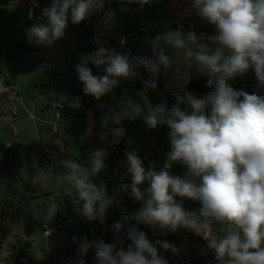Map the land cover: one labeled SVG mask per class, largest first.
Here are the masks:
<instances>
[{
    "label": "clouds",
    "instance_id": "1",
    "mask_svg": "<svg viewBox=\"0 0 264 264\" xmlns=\"http://www.w3.org/2000/svg\"><path fill=\"white\" fill-rule=\"evenodd\" d=\"M104 2L51 0L41 13L46 22L38 21L27 29L28 42L51 46L64 37L69 19L79 24L93 11L102 9ZM192 9L215 27L214 35L169 30L151 39L152 57H130L99 47L82 56L75 66L82 91L96 100L111 93L122 79H135L137 68L146 69L153 79L143 80L144 91L137 94L143 106L131 97L122 98L116 106L119 110L111 108L102 117L101 126L106 128L109 122L121 125L125 119L140 117L152 129L159 125L169 129L170 150L159 171L155 164L146 169L135 150L125 153L131 194L142 207L131 215H122L129 222L126 236L131 243L127 250H116L115 245L99 238L93 242L85 238L79 243L78 256L94 249L97 264H168L146 233L130 224L131 220L170 232L184 228L201 236L207 248L214 251L217 264H264V96L235 90L228 83L254 69L259 84L264 85V0H193ZM164 45L174 50V57L165 54ZM89 62L97 68L104 66V74L94 75ZM173 65L178 76L183 66L195 65L198 73L208 76L207 86L214 91L199 98L186 91L175 93L176 102L171 108L167 102L153 105L147 91L157 88L155 78L161 67ZM180 79L187 82L186 75ZM109 131L116 143L125 135L123 127ZM107 135L102 132L101 140H107ZM106 156L107 151L101 149L89 155L87 165L63 160V173L40 169L32 182L40 184L54 178L69 192L75 189V211L88 221L103 224L106 211L115 201L108 196L105 185L101 182L98 186L92 177L105 168ZM177 162L186 167L183 176L170 174ZM145 183L148 187L142 190L140 186ZM184 198L198 201L199 209L186 210ZM57 211V203L48 204L43 211L34 209L47 223ZM217 225L221 226L219 232ZM123 227L120 222L111 226L117 234ZM156 245L178 252L166 241L157 240ZM76 264L85 261L79 259Z\"/></svg>",
    "mask_w": 264,
    "mask_h": 264
},
{
    "label": "crops",
    "instance_id": "2",
    "mask_svg": "<svg viewBox=\"0 0 264 264\" xmlns=\"http://www.w3.org/2000/svg\"><path fill=\"white\" fill-rule=\"evenodd\" d=\"M192 2L106 0L102 9L93 11L81 23L74 25L69 19L64 37L45 47L30 44L27 29L38 21L46 22L41 13L51 0H0V79L5 88L0 96V238L10 237L19 244L20 238L28 240L40 230L43 235L44 232L50 233L42 236L47 239L46 247L41 246L39 250H29L27 245L24 250L13 245L11 250H5L0 241V264H76L79 259L85 264H97L94 249L78 256L79 243L85 238L89 242L103 239L105 243L115 245L116 250L121 247L127 250L131 243L126 236L129 222H125L122 215L138 211L142 203L131 194L132 180L127 172L125 153L135 150L146 169L155 164L159 171L170 150L169 129L166 125L152 129L140 117L125 119L121 125L109 122L106 128L101 126L102 117L111 108L119 110L116 106L122 98L131 97L143 106L137 94L144 91L143 80L153 79L146 69L137 68L139 75L135 79H122L111 93L96 100L82 91L83 84L75 66L82 56L97 51L99 47L130 57H152L151 39L169 30L186 31L200 26L214 29L215 33L214 26L200 21L192 9ZM120 39H126L127 44L107 47ZM163 48L166 55L174 57L171 47L164 45ZM88 67L94 75L104 74V66L97 68L89 62ZM184 75L187 76L186 83L180 79ZM248 75L247 72L245 83H236L233 88L245 89ZM204 76L197 72L195 65L183 66L179 76L175 65L168 69L161 67L155 80L164 93L149 89L147 96L153 105L167 102L171 108L176 102L175 93L186 91L199 98L198 94L186 90V85L190 79L192 82L199 78L205 85ZM256 82L258 95L262 96L264 89ZM58 103L63 107L58 108ZM182 108L187 109V105ZM118 126L124 128L125 135L116 143L109 130ZM102 132L108 134L107 140H101ZM101 149L107 151L105 168L92 179L98 186L102 182L108 196L115 201L106 211L103 224L99 220L88 221L75 211L78 207L73 201L76 199L75 189L69 192L68 187L57 185L54 178L40 184L32 182L40 169L63 173L60 163L63 160L87 165L89 155ZM170 171L183 176L186 167L177 162ZM140 187L143 190L148 185L145 183ZM182 202L186 210L200 207L198 201L184 198ZM50 203H57L58 211L47 223L34 213V209L43 211ZM114 222L124 225L119 234L112 231ZM130 224L146 233L168 264H217L215 253L207 248V242L184 236L182 228L170 232L137 224L135 220ZM220 227L216 226L218 232ZM99 230L107 233L98 235ZM157 240L174 245L178 252L164 250L156 245Z\"/></svg>",
    "mask_w": 264,
    "mask_h": 264
},
{
    "label": "rangeland",
    "instance_id": "3",
    "mask_svg": "<svg viewBox=\"0 0 264 264\" xmlns=\"http://www.w3.org/2000/svg\"><path fill=\"white\" fill-rule=\"evenodd\" d=\"M192 19L195 20L196 17L193 15V16H192ZM192 19L190 18V20H192ZM199 19H200V21L206 23V21L203 20V19H201L200 17H199ZM195 25H197V24H195ZM190 30H191V29H190ZM186 31H189V30L186 29ZM192 31H195V33H196L197 35L200 34L201 32H203V33H205V34H208V35H214V34H215V33H214V29H213V30H212V29H206V28H202V27H200V26H194L193 29H192ZM248 73H249V76H252V74L255 73V72H254L253 69H250V70L248 71ZM204 77H205V78H204L205 85L207 86V79H208V76L205 75ZM256 80H257V78H256ZM189 81L191 82V79H190ZM257 81H258V80H257ZM190 82H189V83H190ZM228 83H229L232 87H233L234 84H236V83H245V75H243V76H237V77H235V78L229 80ZM258 84H259V82H258ZM207 87H208V86H207ZM208 89H210V90H214V88H210V87H208ZM262 89H264V85H262ZM198 96L202 97V95H198ZM262 96H264V93H262ZM42 236H44V235H43L42 231L40 230V231H38V232H36V233H33V234L30 236V238H29L28 240H23V239H25V238H20V239H19V244L17 243L16 240H12L10 237L4 238V239H1V238H0V241H2V243H3L2 246H3V248H4L5 250H11L10 246H12V245H13V246H17L18 250H24L25 247H26V245L28 246V249H29V250H39V249L42 248V247H43V248L46 247V242H45V241H46L47 239L43 238ZM67 239H68V237H65V240H67ZM67 244H68V241H67ZM41 246H42V247H41Z\"/></svg>",
    "mask_w": 264,
    "mask_h": 264
},
{
    "label": "trees",
    "instance_id": "4",
    "mask_svg": "<svg viewBox=\"0 0 264 264\" xmlns=\"http://www.w3.org/2000/svg\"><path fill=\"white\" fill-rule=\"evenodd\" d=\"M247 79H248L247 80V86H246L245 89L239 88L237 86H235L234 89L235 90H244V91L248 92L249 94H257L258 95V88H257L258 85H257V82H256L255 73H253L252 76L248 75ZM186 90H188L190 92H194V93H196L198 95H202V96H205L208 93H210L211 91H214V90L208 89L204 85V82H203V80L201 78L193 80L192 82L188 83L186 85ZM99 231H98V235H100Z\"/></svg>",
    "mask_w": 264,
    "mask_h": 264
},
{
    "label": "built area",
    "instance_id": "5",
    "mask_svg": "<svg viewBox=\"0 0 264 264\" xmlns=\"http://www.w3.org/2000/svg\"><path fill=\"white\" fill-rule=\"evenodd\" d=\"M105 1H106V0H105ZM139 1L142 2V0H139ZM122 41H123V43H122ZM126 44H127L126 39H120V40H119L118 42H116V43L112 42V43H110V44H107V47H108V48H111V47H113V46H121V47H122V46H125ZM4 91H5V88H4V86H3L2 82H1V79H0V96L3 95ZM57 107H58V108H62V105L58 103V104H57ZM56 116H58V112L56 113ZM170 174L175 175V174L172 173L171 171H170ZM46 233H48V232H44V236H46ZM106 233H107L106 230H100V231H99V234H100V235H105ZM181 233H182L184 236H194V237H198V238H200V240L206 242L201 236H198V235H196V234H194V233H192V232H190V231H188V230H186V229H184V228L181 229Z\"/></svg>",
    "mask_w": 264,
    "mask_h": 264
},
{
    "label": "water",
    "instance_id": "6",
    "mask_svg": "<svg viewBox=\"0 0 264 264\" xmlns=\"http://www.w3.org/2000/svg\"><path fill=\"white\" fill-rule=\"evenodd\" d=\"M256 77V76H255ZM139 85V84H136V86ZM158 91H160V93H164V91L162 90V88L160 86L157 85V88H156Z\"/></svg>",
    "mask_w": 264,
    "mask_h": 264
}]
</instances>
